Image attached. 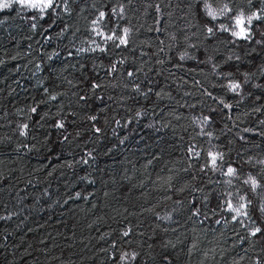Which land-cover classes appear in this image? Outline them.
<instances>
[{
	"label": "trees",
	"instance_id": "obj_1",
	"mask_svg": "<svg viewBox=\"0 0 264 264\" xmlns=\"http://www.w3.org/2000/svg\"><path fill=\"white\" fill-rule=\"evenodd\" d=\"M261 209L264 0L0 9V264H264Z\"/></svg>",
	"mask_w": 264,
	"mask_h": 264
},
{
	"label": "snow or ice",
	"instance_id": "obj_2",
	"mask_svg": "<svg viewBox=\"0 0 264 264\" xmlns=\"http://www.w3.org/2000/svg\"><path fill=\"white\" fill-rule=\"evenodd\" d=\"M12 2L13 0H4L3 3H0V9H8L12 6ZM14 2L16 4H18L20 6V8L22 9H37L38 11H40L41 13L45 12L46 10L50 9V8H53L54 7V3H55V0H14ZM207 7V5H206ZM209 14H212V13H209ZM105 18V13L101 12L100 13V17H99V20H103ZM253 17H248V20L251 21ZM256 18H259V17H256ZM34 19V18H33ZM98 21H93V24H97ZM236 23L237 25H241L243 24V19L241 17H237L236 18ZM227 30V29H226ZM209 32L212 31L211 28L208 29ZM123 33L124 35L123 36H118V35H110L107 37L108 40H119V44H126L127 43V35H128V29H124L123 30ZM241 33H245V29L244 28H241ZM100 34V33H98ZM233 35H238V33L236 32H233L232 33ZM119 46V45H117ZM129 75L131 76L132 73H129ZM93 87H95V85H93ZM240 87V85L238 83H232L230 85V88L232 90H236ZM54 98V97H53ZM228 105H226L227 107ZM33 111H35V109H33ZM58 127L61 126V125H57ZM24 127L26 128L27 125H24ZM21 135H24L23 132H21ZM191 151V149H190ZM209 156L211 158V165L212 167H216L217 166V156L213 153H209ZM223 157L220 156V159H222ZM227 174L228 175H234L235 174V169L229 167L228 170H227ZM252 180V183H253V186L255 187L256 186V182L254 179L250 178ZM229 207L231 208L232 205L229 204ZM241 207H244L243 205H241ZM237 212H239V208L236 209ZM261 211H264V209H261ZM262 231L261 228L257 227L253 232L252 234L253 235H257L258 233H260ZM125 235H127V233H125ZM127 254H125L126 256ZM123 259V257L121 258Z\"/></svg>",
	"mask_w": 264,
	"mask_h": 264
},
{
	"label": "rangeland",
	"instance_id": "obj_3",
	"mask_svg": "<svg viewBox=\"0 0 264 264\" xmlns=\"http://www.w3.org/2000/svg\"><path fill=\"white\" fill-rule=\"evenodd\" d=\"M238 35H245V33H241V29H238Z\"/></svg>",
	"mask_w": 264,
	"mask_h": 264
}]
</instances>
